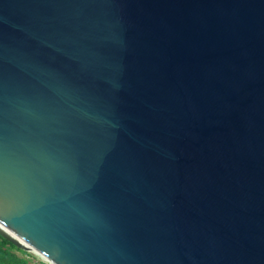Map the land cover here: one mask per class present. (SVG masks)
<instances>
[{
    "label": "water",
    "instance_id": "water-1",
    "mask_svg": "<svg viewBox=\"0 0 264 264\" xmlns=\"http://www.w3.org/2000/svg\"><path fill=\"white\" fill-rule=\"evenodd\" d=\"M0 136L47 264H264V0H0Z\"/></svg>",
    "mask_w": 264,
    "mask_h": 264
},
{
    "label": "trees",
    "instance_id": "trees-1",
    "mask_svg": "<svg viewBox=\"0 0 264 264\" xmlns=\"http://www.w3.org/2000/svg\"><path fill=\"white\" fill-rule=\"evenodd\" d=\"M37 257L23 251L7 240L0 237V264H45L42 261H36Z\"/></svg>",
    "mask_w": 264,
    "mask_h": 264
},
{
    "label": "snow or ice",
    "instance_id": "snow-or-ice-1",
    "mask_svg": "<svg viewBox=\"0 0 264 264\" xmlns=\"http://www.w3.org/2000/svg\"><path fill=\"white\" fill-rule=\"evenodd\" d=\"M2 160H3V138L0 136V168H2Z\"/></svg>",
    "mask_w": 264,
    "mask_h": 264
},
{
    "label": "rangeland",
    "instance_id": "rangeland-1",
    "mask_svg": "<svg viewBox=\"0 0 264 264\" xmlns=\"http://www.w3.org/2000/svg\"><path fill=\"white\" fill-rule=\"evenodd\" d=\"M33 255V254H32ZM35 256V255H34ZM35 257H37V256H35ZM37 262L38 261H42V262H44L43 260H41L39 257H37V260H36ZM45 264H47L46 262H44ZM34 264H36V262L34 263Z\"/></svg>",
    "mask_w": 264,
    "mask_h": 264
}]
</instances>
